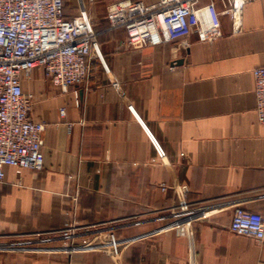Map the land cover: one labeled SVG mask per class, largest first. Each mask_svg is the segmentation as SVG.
<instances>
[{
  "label": "crops",
  "instance_id": "1",
  "mask_svg": "<svg viewBox=\"0 0 264 264\" xmlns=\"http://www.w3.org/2000/svg\"><path fill=\"white\" fill-rule=\"evenodd\" d=\"M122 1L65 0L67 18L90 17L103 52L87 81L62 93L35 71L24 83L47 124L45 167L6 168L0 264H264V243L230 230L239 207L264 216L253 78L264 0L245 7L241 32L223 17L208 41L141 49L109 28Z\"/></svg>",
  "mask_w": 264,
  "mask_h": 264
},
{
  "label": "built area",
  "instance_id": "2",
  "mask_svg": "<svg viewBox=\"0 0 264 264\" xmlns=\"http://www.w3.org/2000/svg\"><path fill=\"white\" fill-rule=\"evenodd\" d=\"M142 0L112 4L106 19L110 30L124 29L122 47L141 49L167 41L200 42L221 35L228 17L235 33L243 29L245 7L257 0ZM221 6L222 9H219ZM97 32L87 14L66 17L65 0H0V184L6 168L42 171L45 167L44 121L33 118L37 95L25 81L42 71L53 87L68 93L87 81L95 60H103ZM257 115L264 126V67L253 71ZM61 116L66 110H60ZM232 233L264 243V216L241 207L234 212Z\"/></svg>",
  "mask_w": 264,
  "mask_h": 264
}]
</instances>
